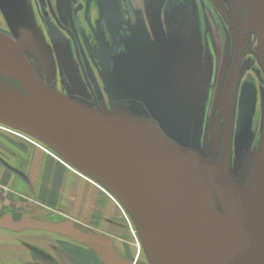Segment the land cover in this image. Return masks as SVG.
I'll return each instance as SVG.
<instances>
[{
    "label": "rangeland",
    "instance_id": "1",
    "mask_svg": "<svg viewBox=\"0 0 264 264\" xmlns=\"http://www.w3.org/2000/svg\"><path fill=\"white\" fill-rule=\"evenodd\" d=\"M165 1V15L155 14L156 24L149 30L132 14V7L125 15H135L134 20L114 18L123 16V6L139 0H0V31L22 44L41 76L69 94L60 92L64 96L155 120L176 147L201 145L219 160L225 131L223 92L236 43L225 10L246 27L242 64L231 96L235 117L229 159V170L246 184L264 124V23L248 0H159L156 5L163 8ZM186 1L191 36L195 16L204 32L209 31L206 60H197L194 45L189 43L188 50L174 35L179 24L169 7L184 6ZM190 38L189 42L196 40ZM3 74L0 81L18 91L11 77ZM115 204L118 209L111 217L106 213L104 221L102 212H92L101 221L92 230L84 229L79 216L59 212L66 208L60 204L49 218L56 224L49 228L64 235L67 244L80 245L86 250L82 256H92V262L97 258V264H106L104 250L110 246L94 239L113 241L120 261L162 264L146 233L117 199ZM37 211L48 215L47 207ZM10 214L1 216L0 223L10 225L14 233L33 223L14 224Z\"/></svg>",
    "mask_w": 264,
    "mask_h": 264
},
{
    "label": "water",
    "instance_id": "2",
    "mask_svg": "<svg viewBox=\"0 0 264 264\" xmlns=\"http://www.w3.org/2000/svg\"><path fill=\"white\" fill-rule=\"evenodd\" d=\"M248 1L264 23V0ZM225 14L236 43L223 92L219 161L197 146L176 147L157 122L64 96L42 79L22 45L0 31V71L22 88L13 90L0 81V123L48 146L110 192L146 233L162 264H264V124L250 175L241 184L229 170L235 117L231 96L246 27ZM157 190L192 215L167 206ZM94 241L110 246L104 250L106 264H133L115 258L110 240Z\"/></svg>",
    "mask_w": 264,
    "mask_h": 264
},
{
    "label": "crops",
    "instance_id": "3",
    "mask_svg": "<svg viewBox=\"0 0 264 264\" xmlns=\"http://www.w3.org/2000/svg\"><path fill=\"white\" fill-rule=\"evenodd\" d=\"M156 1L159 2L139 0L130 7L123 6L121 11L123 20L135 19V15L132 18L125 15L127 12L130 14L129 9L132 7V14L137 15L138 21L144 24L143 28L153 30V25L156 24L155 14L165 15L168 9V1H165L163 8L156 5ZM186 3L187 1L184 6L169 7L179 24V29L174 31V35L178 38V43L187 46L188 50L189 43L194 45L197 60H206L204 53L210 48L209 31L204 32L200 20L198 21V17L195 16L194 34L191 36L189 7H186L189 4ZM127 26L131 28L130 25ZM190 37L196 40L189 42ZM205 45L207 47L209 45V48L207 49ZM197 147L205 150L201 145ZM0 191V217L12 212L13 215L10 214V217L14 224L33 222L18 233H14L10 225L0 223V264H97V258L94 257L95 261L92 262V256L90 259L88 256H82L83 248L79 244V246L71 242L67 244L66 240L61 238L64 235L61 236L58 230L55 232L50 230L49 225L56 223L49 221V218L54 215L56 206L65 204L66 208L58 210L59 212L74 218L79 216L84 223L82 225L84 229L98 228L101 221L92 212L98 210L102 212L103 221L106 220L104 219L106 213L111 217L115 209H118L113 196L111 197L99 184L76 170L40 141L2 123H0ZM36 195L38 198L35 199ZM46 207L48 215L37 211V209L42 211ZM110 242L116 256L118 252L115 244L113 241ZM88 247L92 249L91 245ZM116 257L120 258L119 255Z\"/></svg>",
    "mask_w": 264,
    "mask_h": 264
},
{
    "label": "bare ground",
    "instance_id": "4",
    "mask_svg": "<svg viewBox=\"0 0 264 264\" xmlns=\"http://www.w3.org/2000/svg\"><path fill=\"white\" fill-rule=\"evenodd\" d=\"M3 68L10 73L8 69V67L6 65L3 66ZM107 192V191H106ZM154 193L159 196L167 206H170L169 204H171L173 207L181 210L182 212H184L185 214L191 216L192 213L185 208L181 203L177 202L176 200H174L172 197H170L168 194L164 193L163 191H154ZM109 194V193H108ZM111 196V195H110ZM112 197V196H111ZM113 200L116 202V199L114 197H112ZM171 207V206H170ZM172 208V207H171ZM173 217V216H172Z\"/></svg>",
    "mask_w": 264,
    "mask_h": 264
},
{
    "label": "flooded vegetation",
    "instance_id": "5",
    "mask_svg": "<svg viewBox=\"0 0 264 264\" xmlns=\"http://www.w3.org/2000/svg\"><path fill=\"white\" fill-rule=\"evenodd\" d=\"M213 1H215V2H217L216 0H213ZM225 12V11H224ZM120 16V15H119ZM119 16H117V17H114L115 18V20H122V21H124L123 20V18L122 17H119ZM231 16V15H230ZM232 17V16H231ZM233 18V17H232ZM234 20H235V18H233ZM229 20V19H228ZM236 21V20H235ZM229 22V24L231 25V23H230V21H228ZM236 23H237V21H236ZM238 25H240V24H238ZM231 27H232V25H231ZM233 28V27H232ZM245 32H246V30H245ZM14 39V38H13ZM17 41V40H16ZM22 45V44H21ZM23 47V46H22ZM245 49V48H244ZM23 50H24V48H23ZM25 52V51H24ZM26 54V53H25ZM27 56V55H26ZM27 58H28V60L31 62V64L34 66V64L32 63V61L29 59V57L27 56ZM34 68L36 69V67L34 66ZM37 70V69H36ZM37 72H38V70H37ZM39 73V72H38ZM40 74V73H39ZM40 76H41V74H40ZM42 77V76H41ZM42 79L49 85V86H51L52 88H54L55 90H57L58 92H62V93H64V94H67V93H65V92H63V91H61L60 89H58L57 87H55L54 85H52V84H50V83H48L43 77H42ZM67 95H69V94H67ZM77 100L76 101H79V102H82V103H84V104H86V105H88V106H91V105H89L88 103H86V101H83V100H81V99H78V98H76ZM92 107H98V108H103V107H100V106H92ZM106 109V108H105ZM156 122L155 120H152V119H150V122ZM204 150V149H203ZM206 151V150H205ZM207 152V151H206ZM222 152V151H221ZM210 156V155H209ZM211 157V156H210ZM221 157V156H220ZM214 160H216V161H219L220 160V158H219V160L218 159H214Z\"/></svg>",
    "mask_w": 264,
    "mask_h": 264
},
{
    "label": "trees",
    "instance_id": "6",
    "mask_svg": "<svg viewBox=\"0 0 264 264\" xmlns=\"http://www.w3.org/2000/svg\"><path fill=\"white\" fill-rule=\"evenodd\" d=\"M3 76H4V74L0 71V80H2V81L4 80ZM10 80H11L12 86H13L14 88H17V89H19V90H22V88H21L20 85L16 82V80H14L13 78H10Z\"/></svg>",
    "mask_w": 264,
    "mask_h": 264
}]
</instances>
